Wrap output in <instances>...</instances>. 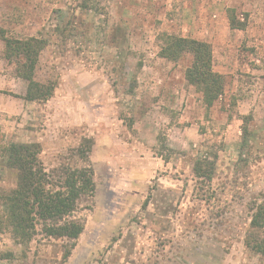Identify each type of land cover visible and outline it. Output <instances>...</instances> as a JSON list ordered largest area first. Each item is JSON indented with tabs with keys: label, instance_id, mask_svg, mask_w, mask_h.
Here are the masks:
<instances>
[{
	"label": "rangeland",
	"instance_id": "rangeland-1",
	"mask_svg": "<svg viewBox=\"0 0 264 264\" xmlns=\"http://www.w3.org/2000/svg\"><path fill=\"white\" fill-rule=\"evenodd\" d=\"M0 29L47 42L35 80L55 86L0 119V189L16 184L3 153L12 143L39 144L47 172L90 166L95 185L66 259L62 242L18 245L0 230V264H264L246 246L264 204V0H0ZM164 35L211 47L225 85L210 109L184 78L191 57L159 56ZM204 159L209 182L193 171Z\"/></svg>",
	"mask_w": 264,
	"mask_h": 264
},
{
	"label": "trees",
	"instance_id": "trees-1",
	"mask_svg": "<svg viewBox=\"0 0 264 264\" xmlns=\"http://www.w3.org/2000/svg\"><path fill=\"white\" fill-rule=\"evenodd\" d=\"M244 27L230 15L231 29L244 30ZM0 40L4 45V61L14 66V77L26 84L21 99L25 103L47 102L53 96L54 84L35 80L36 66L47 42L35 37L8 38L1 29ZM185 55L191 57V64L185 70L184 78L201 94L208 110L223 95L225 85L223 76L212 69L211 47L194 39L163 36L159 51L162 59L176 62ZM249 118H243V134L247 133ZM3 153L6 156V168L16 175V184L8 191L0 189V230L7 231L18 245L29 244L38 235L62 242L65 244L66 259L84 228L83 223L75 217L79 203L94 195L92 169L85 165L47 172L39 160L40 146L37 143H12ZM79 154L86 160V152L80 150ZM214 167L209 159L198 160L194 164V175L209 182ZM260 231L264 233V204L257 207L253 214L250 232L246 237L247 248L264 259V236L258 234Z\"/></svg>",
	"mask_w": 264,
	"mask_h": 264
},
{
	"label": "crops",
	"instance_id": "crops-1",
	"mask_svg": "<svg viewBox=\"0 0 264 264\" xmlns=\"http://www.w3.org/2000/svg\"><path fill=\"white\" fill-rule=\"evenodd\" d=\"M10 79H11L10 81L6 82L7 86H9V88L7 89L9 94H7L6 96L5 94L0 93V97L7 99L9 98V100L7 101L9 105L12 104V100H13L14 101L13 104L14 106L17 107L18 110L16 111L12 110V106L6 108L0 104V119L2 118L5 120L6 117L8 116V121L11 120L12 115L22 114L24 110V104H28L21 99L25 94L26 84L17 78H10ZM17 85H19V89H20L19 91H16L13 88V86H17Z\"/></svg>",
	"mask_w": 264,
	"mask_h": 264
}]
</instances>
